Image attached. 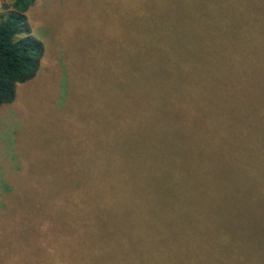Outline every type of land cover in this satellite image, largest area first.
I'll return each instance as SVG.
<instances>
[{
    "label": "trees",
    "instance_id": "trees-1",
    "mask_svg": "<svg viewBox=\"0 0 264 264\" xmlns=\"http://www.w3.org/2000/svg\"><path fill=\"white\" fill-rule=\"evenodd\" d=\"M34 1L0 19V107L41 66ZM102 9L103 32L74 47L73 183L56 219L29 205L25 228L71 230L72 264H264V0Z\"/></svg>",
    "mask_w": 264,
    "mask_h": 264
},
{
    "label": "rangeland",
    "instance_id": "rangeland-1",
    "mask_svg": "<svg viewBox=\"0 0 264 264\" xmlns=\"http://www.w3.org/2000/svg\"><path fill=\"white\" fill-rule=\"evenodd\" d=\"M103 1L35 0L31 5V34L43 42L45 52L34 79L22 83L13 104L0 107V264H59L61 255L66 261L60 264L73 263L71 230L62 232L64 239L54 227L40 232L23 222L34 213L28 206L37 204L46 206L37 215L56 219L60 179L67 176L73 183L74 119L85 120L81 110L74 113V107H82L72 96L74 47L76 41L84 47L96 29L103 32ZM10 5L11 0H0V19ZM44 241L53 253L41 248Z\"/></svg>",
    "mask_w": 264,
    "mask_h": 264
}]
</instances>
